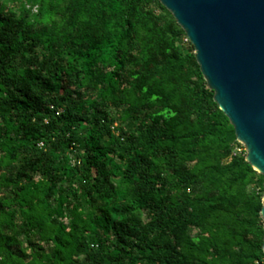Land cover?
<instances>
[{"label": "trees", "instance_id": "16d2710c", "mask_svg": "<svg viewBox=\"0 0 264 264\" xmlns=\"http://www.w3.org/2000/svg\"><path fill=\"white\" fill-rule=\"evenodd\" d=\"M214 96L160 0H0V264L264 260Z\"/></svg>", "mask_w": 264, "mask_h": 264}, {"label": "water", "instance_id": "95a60500", "mask_svg": "<svg viewBox=\"0 0 264 264\" xmlns=\"http://www.w3.org/2000/svg\"><path fill=\"white\" fill-rule=\"evenodd\" d=\"M160 1L193 44L207 87L246 147L247 161L264 174V0Z\"/></svg>", "mask_w": 264, "mask_h": 264}, {"label": "built area", "instance_id": "2783aa9c", "mask_svg": "<svg viewBox=\"0 0 264 264\" xmlns=\"http://www.w3.org/2000/svg\"><path fill=\"white\" fill-rule=\"evenodd\" d=\"M34 11L37 12V7L34 8ZM257 264H264V260H262V261H257Z\"/></svg>", "mask_w": 264, "mask_h": 264}, {"label": "rangeland", "instance_id": "374dc122", "mask_svg": "<svg viewBox=\"0 0 264 264\" xmlns=\"http://www.w3.org/2000/svg\"><path fill=\"white\" fill-rule=\"evenodd\" d=\"M245 149H246V147H245Z\"/></svg>", "mask_w": 264, "mask_h": 264}]
</instances>
